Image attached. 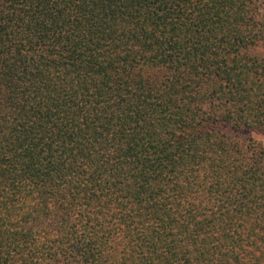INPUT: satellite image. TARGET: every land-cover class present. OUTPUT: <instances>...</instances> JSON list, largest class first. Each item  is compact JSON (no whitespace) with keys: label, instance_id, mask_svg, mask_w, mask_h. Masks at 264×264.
Instances as JSON below:
<instances>
[{"label":"trees","instance_id":"obj_1","mask_svg":"<svg viewBox=\"0 0 264 264\" xmlns=\"http://www.w3.org/2000/svg\"><path fill=\"white\" fill-rule=\"evenodd\" d=\"M264 0H0V264H264Z\"/></svg>","mask_w":264,"mask_h":264},{"label":"rangeland","instance_id":"obj_2","mask_svg":"<svg viewBox=\"0 0 264 264\" xmlns=\"http://www.w3.org/2000/svg\"><path fill=\"white\" fill-rule=\"evenodd\" d=\"M261 13H262V16H264V8L262 9ZM255 138L260 139V140H262L264 142V135L256 134Z\"/></svg>","mask_w":264,"mask_h":264}]
</instances>
